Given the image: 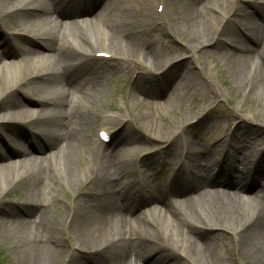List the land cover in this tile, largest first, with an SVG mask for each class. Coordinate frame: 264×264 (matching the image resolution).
Masks as SVG:
<instances>
[{"label":"bare ground","instance_id":"bare-ground-1","mask_svg":"<svg viewBox=\"0 0 264 264\" xmlns=\"http://www.w3.org/2000/svg\"><path fill=\"white\" fill-rule=\"evenodd\" d=\"M247 1L257 5L264 23V0H159L160 13L146 0H0V33L5 34L0 35V140L4 148L10 140L27 144L21 152L0 155V202L11 190L26 186L22 198L13 202L19 209L12 205L0 211V226L16 230L17 247L30 249V264H58L64 254L65 264H145L144 257L151 258L148 264H264V186L252 193L246 184L251 175L257 182L264 174V150L253 148L254 154H246L247 143L264 141V24L243 5ZM179 2L180 10H174ZM98 5L101 12L94 16ZM130 5L137 13L139 6L149 9L145 20L153 23L151 29L133 20ZM114 6L120 10L116 14ZM241 15L245 22L233 29L231 22ZM72 16L74 20L66 21ZM154 32L170 40H154ZM222 38L236 50L224 47ZM181 39L183 46L177 45ZM185 51L228 63V76L219 67L217 72L223 82L231 77L228 86L236 89L241 103L255 105L237 113L256 122L261 134L239 126L228 139L222 131H211L219 154L192 151L195 139L183 134L192 120L187 114L203 115L222 92L214 93L190 71L194 63L185 60ZM176 60L184 64L180 70ZM93 64L101 73L120 65L134 78V104L160 118L152 120L157 132L147 135L150 144L130 136L117 148L134 120L132 112L100 115L95 107L83 106L93 95L89 86H104L100 73L90 69ZM136 64L144 78L154 77L156 89H169L166 104L136 98L153 88L150 78L136 82L141 75ZM197 67L204 70L198 62ZM75 80L82 85L70 88ZM32 84L40 98L19 97L18 91ZM177 107L182 111L178 125L167 118ZM24 114L35 117L41 129L13 126ZM223 117L226 125L234 115L225 111ZM119 125L123 127L117 130ZM82 134L94 147L81 148ZM225 151L231 156L228 168L221 165ZM152 156L161 161L138 175ZM7 157L10 161L4 163ZM163 163L177 169L167 186H156L160 188L150 194L145 187L154 170L163 173ZM243 164L253 172L236 183L234 170ZM81 189L65 201L66 212L59 204L64 201L61 193ZM51 207L56 215L49 214ZM64 235L71 238L69 248ZM73 250L86 258L74 257Z\"/></svg>","mask_w":264,"mask_h":264},{"label":"rangeland","instance_id":"rangeland-1","mask_svg":"<svg viewBox=\"0 0 264 264\" xmlns=\"http://www.w3.org/2000/svg\"><path fill=\"white\" fill-rule=\"evenodd\" d=\"M148 1L150 4L153 5L154 9H151L152 11H156L157 13H160V11L158 10L160 8V5L158 4L159 0H146ZM185 3L189 2L190 0H183ZM182 5V2H179L176 4L174 10L176 9L177 11L180 10V6ZM243 5L250 11H254L255 14L254 16L259 20L260 23H263L260 14H259V8H257V5L253 2V1H247V2H243ZM100 7L101 6H95L94 8V16H99L100 14ZM133 6L130 5L129 7V13L131 16H133V20L138 19V21H140L139 23H144V26L146 25L148 28H152V24L153 23H149L146 22V13L149 10L148 8H142L143 6H139L140 10L139 13L140 15H138V13L136 11H131L130 9ZM113 12L112 14H116L117 11H120L118 7H113ZM122 10V9H121ZM172 9L169 7L167 9V13L171 14ZM155 12V13H156ZM72 17H70V19H66V21H72L74 19L71 20ZM95 21V17H92ZM142 18V21L140 20ZM241 20H235L231 22V26L233 27V29L238 30L240 28V26L243 25V22H245V19L242 17V15L240 16ZM57 22H60V19L56 20ZM264 24V23H263ZM9 25V24H8ZM7 25V26H8ZM18 25V24H17ZM155 35L153 36L152 39H158L159 41H161L162 43H167L170 39L166 38V35H159L157 34V32H154ZM0 35L4 36V33H0ZM146 36H144L145 38ZM248 41V40H247ZM11 42V43H10ZM9 43L12 44L13 41H10ZM183 40H178V44L179 46H183ZM222 43L225 45L224 47H226L227 49H231L232 51L236 50L235 45L227 42L226 39L222 38ZM161 44V43H159ZM250 45V47H253V43H251L250 41L247 43ZM32 47V49L35 50H39L38 46L35 45H30ZM186 52V51H185ZM186 57L185 60L188 61L189 59L191 61H193L192 63H194V66L191 67L190 71H193L196 73V76H198V78H200V80H202V82L204 83V85H208L209 89L214 91L215 89H219L222 93L221 95H217L215 97L214 102L212 103L211 107H209V110L206 111V113H204L203 115L199 116V117H192L191 114H187V117H190L192 120L191 122H189L188 124H185V128L183 130V134L185 136H190L193 137L195 139V143L192 151H199L200 153H203L205 151H208V153H211V155L214 154H219L218 149L214 146L218 139L215 137L210 136V132L211 131H222L223 134L229 135L228 139H230L231 135L233 134L234 130L237 129L239 126H243L242 127V131H247V130H258L259 133L261 134V130L257 129V124L256 122H254L253 120L250 119H246L241 117L238 113H237V109H245L247 107H249V109H254V104H250L249 101H244L243 103H241V98H239L238 93L236 92L235 88H229V84L230 81L229 79H231V77L228 79H226L225 82H223L221 80V77L219 76L218 72H217V67H219L220 69L223 70V72L225 73L226 76H228V74L230 73V66L228 65V63L225 60H221L220 58H211L210 55L208 54H203L201 52L198 53V55L195 56H191L190 53H185ZM17 58V57H16ZM10 59H14V58H10ZM181 58H179L178 60H180ZM178 60L174 61L173 63L176 64V62L178 63ZM215 61V62H213ZM197 62L200 63V65L204 66V70L200 71L201 68L197 67ZM178 63L176 64V69H181L182 67H184V64ZM136 69L138 71H140L141 75L139 76V79L142 78L140 81L139 79H137V83H145L143 81H147V78H150L151 80H153V88L151 90H149L147 92V94H143V95H138L136 96V98H138L140 101L142 102H146V103H152L153 105H158V104H166V101L168 100V91L169 89H161V87H159L160 89H156V83L154 81V77L152 76H148L147 78H144L142 76V67L139 66V64L135 65ZM91 70H94L96 72L100 73V76L103 79L104 82V86L102 89H93L91 90V86H89V91H92L93 95L88 97L82 104L83 106L87 107H92L93 109L95 107V111L100 114V115H105V114H112V115H116V116H122V115H127L128 112H132V115L134 117V120H132V122H130L129 125V129H125L127 131L122 132L125 133L124 137L118 142V144L116 145L117 148L121 147L122 145H124L126 143V139L128 137H135L138 140H143L144 142H146V144H150L149 142L147 143V139L149 136L147 135H153L155 132H157L155 130V128L153 127V119H157L160 120V118H158V116L152 112V110H150V112L148 111V108H144V109H140L139 106L135 105V99L133 97V88L135 87L134 83V78L132 76H130L129 72L127 69L122 68V66L120 65H113V66H109L106 68V70H104L102 73L100 70V68H98V66H96L95 64L90 66ZM192 73V72H191ZM102 74V75H101ZM179 75V74H177ZM208 76V78H210L211 82H209L208 80L205 79V77ZM179 79V76H176L173 78L172 80V84L173 82L177 81ZM150 81V80H149ZM148 81V82H149ZM147 83V82H146ZM82 83L80 84L79 81L75 80L72 83V86L70 88H73V86H81ZM89 85V84H88ZM155 87V88H154ZM36 85L32 84L30 86H26L23 89H20L18 91L19 97L23 96L25 97H29L30 99H39L40 96L37 95L36 92ZM71 89H69L68 91H70ZM213 93V92H211ZM210 93V95H212ZM215 93V91H214ZM94 97V98H93ZM5 104V102H4ZM182 105V104H181ZM242 106V107H241ZM183 112L186 110L184 104L182 105L181 109ZM179 110V107H177L175 109L174 113H169L171 115L168 114L167 118H169L170 120H172L176 125H178V123L180 122V124L182 123L181 120L178 118L180 115L178 113L182 112ZM228 111L230 113H232L234 115V118L232 120H230L228 123H226L225 125V120H224V112ZM151 113L150 115L148 114ZM141 114L144 115L143 118H140ZM194 116V115H193ZM255 121L258 120V118L254 119ZM167 121V119H166ZM161 122V121H160ZM13 126H21L22 128H26V130H31L32 132L37 131L40 128V125H38L36 123V120H31L28 121L26 119V115L24 114L22 116V119L20 121H17L16 123L12 124ZM98 121L95 122V124L93 125V129L91 131L92 136H94L96 134L95 130L98 128ZM175 125V126H176ZM174 126V127H175ZM123 127V125H119L117 126V130L121 129ZM121 133V135H122ZM83 136H85V134H82V138ZM81 137V136H80ZM79 139V142L81 144V148L83 149H91V147H94V145H91L90 143H88L84 138ZM117 138V136H116ZM115 138V140H116ZM120 138V137H119ZM118 138V139H119ZM43 140V139H42ZM114 140V141H115ZM45 142V140H43ZM230 141V140H229ZM252 141V140H251ZM178 144V143H177ZM247 151L246 154L249 153H253V148H255V150L257 151H261L264 150V141H260L259 143L256 144H251V143H247ZM151 146V145H150ZM26 148V143H24V141L22 142H15L13 140H10L8 143V146L6 148L3 147L2 142L0 140V155H8V152H15L18 153L19 151L21 152V150H24ZM230 149L233 150V148L230 146ZM210 150H212V152H210ZM78 153V152H77ZM76 152H74L75 154V158L78 157ZM254 154V153H253ZM239 155H242V153L240 152ZM227 158L231 159V156L229 154V152H224L223 156L221 157V165L225 166L227 163ZM158 160H160L158 157L155 158V156L149 157L147 159H145L146 165L143 168H139L138 169V175H142L143 171L145 172L148 168H154L156 166V162H158ZM9 158L7 157V160H4V163H9ZM161 161V160H160ZM155 162V163H154ZM148 166V167H147ZM161 167V166H160ZM162 167H165V170H163L162 174H158V170L159 168L155 171L154 170V174L151 177V183H149L145 189L148 193L153 194L154 191L153 190H158V188L162 187V186H167V182L169 181V179L171 178V176L175 173V170L177 169L176 166H172V165H167V163H163ZM229 166L226 165V168H228ZM253 169L251 170V166H247V164H243V165H238V168L236 167L234 170V180L237 182H239L241 180V175H246L248 173H250V175L252 174ZM252 176V175H251ZM249 177L248 181H246V184L250 187H252V193H255L257 190H259L261 188V186H264V174L262 176V179L260 181H255L253 177ZM163 184H162V183ZM161 185V186H160ZM156 186H160V187H156ZM151 188V190H149ZM153 189V190H152ZM82 189L80 191H74V190H69L66 193H61V197L64 198V201L59 202V204L62 206L63 209L68 210V206L65 204V201L69 200L72 201L77 194L80 195ZM26 192V186H19L18 188L11 190L8 194L4 195L2 198V201L0 202V211H7L9 210L12 205L13 206H17L16 204H14L13 202L15 201H19L22 196L25 194ZM160 192V189H159ZM4 200V201H3ZM172 200V201H171ZM177 199L176 198H171L170 202L174 203ZM174 201V202H173ZM169 203V201H168ZM134 206L137 207L136 204H134ZM155 205H152V207H154ZM158 207V206H157ZM147 208V207H146ZM17 209H19V206H17ZM147 210V209H146ZM56 210L54 209V207H51V209H49V214L50 215H56ZM142 211V210H141ZM143 212V211H142ZM152 230V229H151ZM206 234L208 235V237L210 239H212L213 234H211L210 232H206ZM161 240H164L163 238L160 237ZM19 240L18 234L16 232V230L11 229L5 225L0 226V264H30L31 263V259H28V254L27 252L30 251V249H24V250H20L17 247V241ZM63 240L65 241V245L67 248L71 247V238L68 237L67 235L63 236ZM230 240H227V242ZM223 244L221 242H219V248L221 250L223 249ZM167 254H170V251L167 252ZM73 256L76 257H81V258H86V255L78 252L76 250H73ZM177 256V255H176ZM179 257V256H178ZM180 259H184L185 258H180ZM29 260V262H28ZM67 258H66V254H64L63 256H61V259L59 260L58 264H65ZM143 263L148 264L149 261H151L150 257H144L142 259ZM184 262V261H182ZM236 264H241V262H237Z\"/></svg>","mask_w":264,"mask_h":264}]
</instances>
